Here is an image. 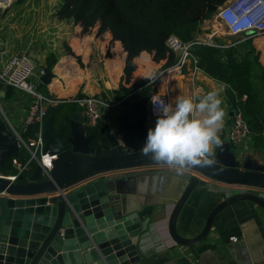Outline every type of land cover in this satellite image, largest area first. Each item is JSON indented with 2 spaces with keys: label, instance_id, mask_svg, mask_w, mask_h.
I'll return each instance as SVG.
<instances>
[{
  "label": "crops",
  "instance_id": "obj_1",
  "mask_svg": "<svg viewBox=\"0 0 264 264\" xmlns=\"http://www.w3.org/2000/svg\"><path fill=\"white\" fill-rule=\"evenodd\" d=\"M59 4L60 0H27L24 4L17 5L14 2L9 8L0 9V70L10 58L25 55L36 63L33 81L56 100L67 101L80 96L96 95L120 100L116 92L124 83L127 60L122 44L112 41V35L108 32L98 34V26L83 34L80 24L59 20L56 17ZM204 29L205 26L201 28V32ZM253 40L264 65V36ZM49 62L52 63L51 68ZM166 62L156 63L150 54L142 53L135 59L136 70L130 85L150 79L152 96L166 95L170 102H174L177 95L195 99L209 91H217L222 101L224 117L218 133L221 143L213 145L211 155L214 157L217 154L221 144H229L241 164V169H238L240 174L264 177V149L256 145L253 135L237 149L230 144L233 109L226 95L225 85L198 67L195 68L191 60H187L182 73L174 69L176 64L166 67ZM46 64L52 75L48 85L41 81ZM29 100L25 93L6 88L0 83V105L10 123L18 130L22 127ZM52 108L53 112L50 114H54L56 118L64 117L67 121L75 112L82 113L74 104L64 107L58 104ZM147 111L146 120L155 125L149 113V103ZM125 112L135 113L130 109L125 110L122 104L115 118L110 116L108 123L100 122L97 125L100 136H106L108 132L118 136ZM0 121L9 129L1 110ZM86 128L88 134L93 135L89 132L90 127ZM66 166L70 167L69 173L64 170ZM195 166L196 163L192 167L186 166L178 170L174 164L153 160L104 170L86 164L66 163L60 166L59 173L61 180L70 184L68 190L83 186L96 178H112L113 181L109 183L112 190L109 196L111 202L117 208L121 207L124 214L137 213L141 221L150 220V228L140 240L143 259L137 264H264V211L246 201L231 205L219 213L210 233L197 246L183 247L171 237L175 246L155 250L158 243L169 239L165 229L174 204L187 185L186 174L207 183L206 186L195 188L178 217L177 230L187 239H193L203 231L210 212L229 195L226 190L231 194L232 191L234 194L240 190H257L254 187L210 179L198 172ZM233 236L238 240L230 241Z\"/></svg>",
  "mask_w": 264,
  "mask_h": 264
},
{
  "label": "water",
  "instance_id": "obj_2",
  "mask_svg": "<svg viewBox=\"0 0 264 264\" xmlns=\"http://www.w3.org/2000/svg\"><path fill=\"white\" fill-rule=\"evenodd\" d=\"M51 80L46 64L41 81L48 85ZM234 114L235 110L231 116ZM150 127L154 124L149 120L142 125L136 113L125 112L119 135L108 132L104 141L88 134L80 111L69 121L50 114L43 124L42 134L45 151L55 157L49 176L36 165L30 174L10 184L5 179L11 173L6 167L10 159L20 157V147L16 137L0 121V264L141 262L140 240L149 230L150 220L141 221L137 213L124 214L121 207L111 202L109 183L112 178H96L68 190L70 184L61 180L59 168L62 164L77 163L111 170L153 161L151 154H144L140 149ZM195 168L210 179L257 190H240L234 194L226 190L229 195L210 212L203 231L187 239L177 230L178 217L195 188L207 183L186 174L187 185L169 219L170 235L179 245L193 248L203 242L216 216L238 202H250L264 211V177L240 174L241 164L229 144H221L213 158H202ZM64 170L69 173L70 167ZM23 180L25 183H20ZM53 193L56 195H47Z\"/></svg>",
  "mask_w": 264,
  "mask_h": 264
},
{
  "label": "trees",
  "instance_id": "obj_3",
  "mask_svg": "<svg viewBox=\"0 0 264 264\" xmlns=\"http://www.w3.org/2000/svg\"><path fill=\"white\" fill-rule=\"evenodd\" d=\"M26 1L15 0V4L21 5ZM227 1L60 0L56 17L80 24L83 34L98 26V34L108 32L112 35V41L122 44L127 60L124 83L116 96L124 100L125 110H133L140 124L144 125L152 87L150 79L130 85L136 70L135 59L142 53H148L154 62L167 61L166 67L174 66L178 58L168 49V38L175 36L184 43L194 40L201 32L203 23ZM253 41L249 39L225 49L201 44L196 45L192 53L197 57V67L200 70L225 85L232 109L243 112L256 145L264 149V65ZM51 67L52 63L49 62V68ZM69 105L70 103H64L62 107ZM52 112L53 108H50L49 115ZM98 126L90 128L89 132L96 139L106 141L105 135L100 136ZM208 158L213 156L209 155ZM6 171H15L12 159L8 162Z\"/></svg>",
  "mask_w": 264,
  "mask_h": 264
},
{
  "label": "built area",
  "instance_id": "obj_4",
  "mask_svg": "<svg viewBox=\"0 0 264 264\" xmlns=\"http://www.w3.org/2000/svg\"><path fill=\"white\" fill-rule=\"evenodd\" d=\"M14 2L15 0H0V9L5 10ZM208 22L211 24L208 27L210 34L204 37L196 36L194 40L188 43L180 41L175 36L168 38L166 42L168 49L177 54L178 60L174 69L179 73H182L187 60H191L194 67H197V57L192 53L196 45L204 44L225 49L249 39L263 37L264 0H228L218 8ZM219 28H222L231 36L239 37L240 40L235 44L217 43L215 39L219 37ZM35 71L36 63L25 55L10 58L0 70V83L4 87L23 92L30 98L25 108V115L20 130L10 123L0 105L4 120L9 126V130L16 137L20 147V157L12 158V165L15 167V171L5 178L10 184L17 183L20 176L31 173L36 165H40L43 173L49 176L55 157L45 151V141L42 134L43 124L49 116L50 108L58 104H74L81 109L85 118V125L94 128L100 122L108 123L110 116L115 118L116 112L121 109L124 101L110 100L102 95L80 96L67 101L56 100L42 91L33 81ZM42 74H44V71H42ZM152 97L162 98L165 102H170L166 95L155 94ZM245 98L243 99L245 100ZM149 113L155 123L156 111L152 99L149 102ZM33 129L34 131L32 132ZM251 136L252 132L244 118L243 112L237 109L233 116L229 135L230 144L237 149ZM165 231L169 239L158 243L155 246L157 251L172 248L176 245L170 236L169 220ZM237 240L238 238L235 236L230 238V241L233 242Z\"/></svg>",
  "mask_w": 264,
  "mask_h": 264
},
{
  "label": "clouds",
  "instance_id": "obj_5",
  "mask_svg": "<svg viewBox=\"0 0 264 264\" xmlns=\"http://www.w3.org/2000/svg\"><path fill=\"white\" fill-rule=\"evenodd\" d=\"M156 111L154 127L147 131L140 148L158 161L183 169L211 155L213 145L221 143L219 130L224 110L217 91L201 97L177 95L174 102L152 97Z\"/></svg>",
  "mask_w": 264,
  "mask_h": 264
},
{
  "label": "rangeland",
  "instance_id": "obj_6",
  "mask_svg": "<svg viewBox=\"0 0 264 264\" xmlns=\"http://www.w3.org/2000/svg\"><path fill=\"white\" fill-rule=\"evenodd\" d=\"M212 18V17H211ZM210 18V19H211ZM208 19V20H210ZM208 20H206V24L205 22L203 23L202 27L205 26L206 29H204L203 32H200L198 34V36H201V37H204L206 36L207 34H210V29L208 27L211 26V24L208 22ZM205 24V25H204ZM219 37H216L215 41L217 43H222V44H235L237 43L240 38L239 37H235V36H231L229 35L225 30H223L222 28H219Z\"/></svg>",
  "mask_w": 264,
  "mask_h": 264
}]
</instances>
